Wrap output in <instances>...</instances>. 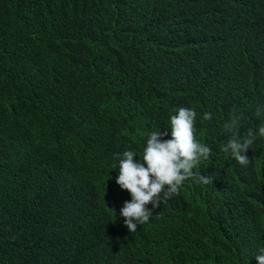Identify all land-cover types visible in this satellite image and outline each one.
I'll list each match as a JSON object with an SVG mask.
<instances>
[{
	"label": "trees",
	"instance_id": "1",
	"mask_svg": "<svg viewBox=\"0 0 264 264\" xmlns=\"http://www.w3.org/2000/svg\"><path fill=\"white\" fill-rule=\"evenodd\" d=\"M180 107L215 179L129 232L115 154ZM262 125L264 0H0V264H258ZM250 129L244 166L223 148Z\"/></svg>",
	"mask_w": 264,
	"mask_h": 264
},
{
	"label": "clouds",
	"instance_id": "2",
	"mask_svg": "<svg viewBox=\"0 0 264 264\" xmlns=\"http://www.w3.org/2000/svg\"><path fill=\"white\" fill-rule=\"evenodd\" d=\"M197 115L195 108L180 107L170 117L171 139L164 138L168 135L167 131L148 133L147 145L140 161L134 159L137 153L132 150L115 154L120 165L116 183L131 195V200L124 201L119 212L129 232H135L138 225L148 222L153 210L162 203L179 195L185 181L194 179L205 185L213 183L214 176L193 171L202 160L209 158L212 151L194 137ZM257 116H261L260 109L257 110ZM211 118V113L206 112L203 116L205 120ZM236 126L237 118L234 117L231 125L226 124L225 128L230 130ZM258 134L264 137V125L259 127ZM254 139L255 134L250 129L243 142L232 138L223 150L230 151L239 164L247 166L250 158L246 153ZM256 260L258 264H264V248L259 250Z\"/></svg>",
	"mask_w": 264,
	"mask_h": 264
}]
</instances>
